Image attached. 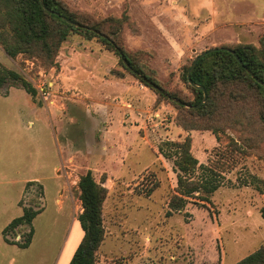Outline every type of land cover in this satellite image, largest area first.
I'll return each mask as SVG.
<instances>
[{
	"label": "rangeland",
	"instance_id": "374dc122",
	"mask_svg": "<svg viewBox=\"0 0 264 264\" xmlns=\"http://www.w3.org/2000/svg\"><path fill=\"white\" fill-rule=\"evenodd\" d=\"M62 1L94 20L126 17L125 49L187 100L184 65L208 48L259 46L264 33V0ZM1 66L38 92L34 99L22 86L0 88V264H69L84 234L78 183L88 170L107 189L97 264H234L264 243V193L249 182L251 175L264 179V124H240L232 115L199 119L158 96L98 38L80 34L63 42L53 66L10 57L0 46ZM187 135L201 163L228 149L223 166L231 168L210 200L190 199L169 214L177 173L158 145ZM31 180L44 186V209L22 248L6 242L3 230L23 206L37 208L29 200L34 191L25 192ZM153 182L158 187L147 195ZM21 232L8 236L23 241Z\"/></svg>",
	"mask_w": 264,
	"mask_h": 264
},
{
	"label": "trees",
	"instance_id": "16d2710c",
	"mask_svg": "<svg viewBox=\"0 0 264 264\" xmlns=\"http://www.w3.org/2000/svg\"><path fill=\"white\" fill-rule=\"evenodd\" d=\"M43 2L0 0V46L10 57L23 54L40 58L46 65L53 66L63 42L70 35L80 34L87 39L98 38L120 57L126 70L158 96L185 109L189 114L199 119L220 117L225 120L232 115L240 124L251 120L264 124V85L260 82L264 81V33L259 39V46L251 43L222 45L202 56L191 71V66L199 54L189 64L184 65L181 77L193 95V99L187 100L165 88L155 70L137 62L125 49L120 32L126 17L94 20L88 16H79L62 0ZM107 20L109 24H106ZM225 47L231 48L235 53ZM7 84L22 86L34 99L38 92L31 81L20 73L1 66L0 88ZM204 90L207 97L202 102L205 97ZM252 106L256 113L248 115L247 111ZM194 122H180V126L191 130L196 128ZM232 143L236 152L240 151L239 143ZM192 146L190 135L183 140L166 139L158 145L159 152L173 160L177 173V187L169 201V214L171 210L185 208L190 199L210 200L209 196L223 184L225 171L231 168L223 166L229 161L228 149L220 153L219 159L206 164L199 161ZM249 182L259 192L264 193L263 178L251 175ZM78 185L83 208L78 220L84 234L69 264H97L98 251L106 234L103 205L107 189L95 179L91 170L81 175ZM157 187L158 183L153 182L146 194L151 195ZM32 191L34 195L29 200L37 208L33 205L23 206L22 215L14 218L3 230L6 242L22 248L30 246L34 235L33 220L44 209L40 205L44 195L43 184L38 180L28 181L25 192L30 194ZM261 213L264 216V206ZM17 230L22 231L23 241L9 238L8 233ZM234 264H264V243Z\"/></svg>",
	"mask_w": 264,
	"mask_h": 264
},
{
	"label": "water",
	"instance_id": "95a60500",
	"mask_svg": "<svg viewBox=\"0 0 264 264\" xmlns=\"http://www.w3.org/2000/svg\"><path fill=\"white\" fill-rule=\"evenodd\" d=\"M41 2L44 3L43 0H41ZM217 48H220V47H219V46H218V47H217V46H216V47H212V48L206 49V50L202 51L201 53H199V55H198V56L196 57V59L194 60L192 66H191L190 71L193 69V67L195 66V64L198 62V60H199L202 56H204L205 54H207V53H209V52H211V51H213V50H215V49H217ZM225 48L228 49L229 51H231L232 53H235V51L232 50L231 48H229V47H225ZM260 82L264 85V81H261V80H260ZM204 92H205V97H204V99H203L202 102H204L205 99H206V97H207V94H206V91H205V90H204ZM197 106H198V105H197Z\"/></svg>",
	"mask_w": 264,
	"mask_h": 264
}]
</instances>
